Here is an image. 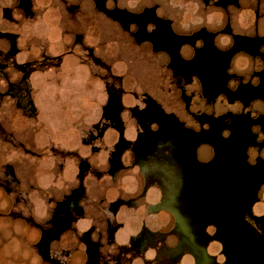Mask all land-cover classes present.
<instances>
[{
    "label": "flooded vegetation",
    "instance_id": "af4514ba",
    "mask_svg": "<svg viewBox=\"0 0 264 264\" xmlns=\"http://www.w3.org/2000/svg\"><path fill=\"white\" fill-rule=\"evenodd\" d=\"M183 1L186 7L169 0H0V194L13 205L0 213L25 225L14 228L24 241L20 258L180 264L189 255V264H264V0ZM192 6L201 20L179 24ZM104 43L114 52L109 61ZM67 59L104 69V100L78 137L84 151L48 145L35 102L45 80L61 84ZM116 59L127 71L154 69L153 81L164 84L156 93L143 86L134 92L127 106L132 138L123 135ZM107 127L116 137L100 154ZM157 143L167 147L169 203L144 201L142 163L135 189L111 191L113 174L127 167L124 152L139 162L159 154ZM142 204L151 205L154 223L141 220L124 233L129 209ZM212 242L218 253L209 250Z\"/></svg>",
    "mask_w": 264,
    "mask_h": 264
},
{
    "label": "rangeland",
    "instance_id": "374dc122",
    "mask_svg": "<svg viewBox=\"0 0 264 264\" xmlns=\"http://www.w3.org/2000/svg\"><path fill=\"white\" fill-rule=\"evenodd\" d=\"M169 2H175L176 7H186L187 5V2L183 0H169ZM193 8L192 6L189 12H185L179 24L185 25L186 22L193 23L201 20V17L196 12L194 13ZM208 15L211 16V19L216 18V20H219L220 18L218 11H211ZM103 46L105 48L101 55L109 61V58L114 52L109 50L108 43H104ZM64 66L63 70L57 76L61 84L54 83L53 78L45 80L44 84H40V89L36 90L35 102L39 108L40 119L47 125L45 126L46 130L42 133L46 138V143L48 145H61L64 148L78 149L80 147L78 137L81 126H84L88 120L96 115L105 97L104 69L102 66L86 60L71 66L70 59H67ZM111 67L123 77L121 104L124 107L120 111V116L124 125L123 135L132 138L134 136L135 124L129 115L127 106L136 102L134 92H139V87L143 86L156 93L160 91L162 84L160 86L157 81H153V77L156 76L155 74L157 72L150 67L141 65L135 69L130 68L127 71V66L121 59L112 61ZM135 75L138 80H135ZM115 137L116 130L112 127H107L99 142L101 145L100 154L103 153L102 149L104 145L109 144ZM165 148L167 147L164 143H157L156 150L159 151V154L144 156L139 162L133 159L130 152L125 151L122 159L123 162H126L127 167L119 168L113 174V176L116 175L117 181L109 189L111 191L113 189L115 191H132L135 189L139 181L137 164L142 163L141 166L146 167V176L148 179V182H146L147 189L144 201L150 203L160 196L161 202L153 207L167 205L170 201V192L173 183L170 175H168L169 163H164L165 158H162V149ZM79 150L84 151V148L80 147ZM6 155L5 157L7 158L10 156V153L7 152ZM66 161H70V159L67 158ZM65 173L67 175L71 173L70 167L68 170L66 169ZM148 206L151 207V205ZM148 206L142 204L138 205L135 210L129 209V215L132 218L125 219L124 233L128 231L133 232L141 220L149 224L154 223V217L147 212ZM12 207L13 205L11 204L9 195L1 193L0 210L5 213L7 209ZM161 219L164 218L161 217ZM18 227L20 229L25 227L22 219L18 215L12 212L8 214L0 213V264H31L28 258H20L17 254L19 247L24 245L22 238L16 239V231L14 228L18 229ZM219 246L218 242H212L209 250L213 253H218ZM31 262L33 263V261ZM189 262V255L182 256L180 264H189ZM33 264L37 263L34 262ZM69 264L78 263L70 260Z\"/></svg>",
    "mask_w": 264,
    "mask_h": 264
}]
</instances>
